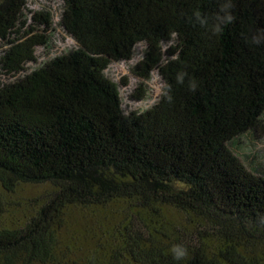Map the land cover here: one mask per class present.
<instances>
[{"label": "trees", "instance_id": "trees-1", "mask_svg": "<svg viewBox=\"0 0 264 264\" xmlns=\"http://www.w3.org/2000/svg\"><path fill=\"white\" fill-rule=\"evenodd\" d=\"M59 1L77 48L28 71L54 16L0 0V186L46 187L0 197V264H264V171L231 149L264 129V0ZM139 45L132 98L157 72L172 100L126 113L106 72Z\"/></svg>", "mask_w": 264, "mask_h": 264}, {"label": "rangeland", "instance_id": "rangeland-1", "mask_svg": "<svg viewBox=\"0 0 264 264\" xmlns=\"http://www.w3.org/2000/svg\"><path fill=\"white\" fill-rule=\"evenodd\" d=\"M50 11L54 16V31L49 45L46 48L37 49V61L27 65L31 71L43 65L52 58L77 48V44L68 37L59 25V17L62 11V3L59 0H29L28 13ZM169 44L164 45L167 49ZM3 45H0V56ZM144 46L136 48L134 59L127 63H113L106 72V75L119 85L123 110L126 113L131 111L143 112L153 107L161 97L159 85L162 83L157 72L151 75V80L146 83L147 96L145 100L138 101L132 98L135 90L139 87L140 80L136 78L131 70L142 59ZM6 78L0 75V82ZM231 149L246 165L253 163V166H260L264 171V129L255 135H247L235 142ZM46 189L45 186L27 185L18 186L14 192L5 193L0 186V197L4 200L5 209L12 211L23 210L30 201L38 197Z\"/></svg>", "mask_w": 264, "mask_h": 264}, {"label": "clouds", "instance_id": "clouds-1", "mask_svg": "<svg viewBox=\"0 0 264 264\" xmlns=\"http://www.w3.org/2000/svg\"><path fill=\"white\" fill-rule=\"evenodd\" d=\"M230 5L228 3H223L218 12L215 14L212 20V28L214 33H220L223 31V27L229 23H231L233 17L229 13ZM197 21L203 26L206 25L209 21L207 17H202L199 12L195 13ZM185 73L184 72H178L175 76V82L177 84H182L184 82L185 78ZM160 90H161V95L164 97V99L167 102H171L172 97L170 95L171 91V86L165 81L159 85ZM190 90H195L196 84L195 82H191L189 85ZM169 253L172 256L173 260H182L186 255H187V250L186 248L181 245V244H173L169 248Z\"/></svg>", "mask_w": 264, "mask_h": 264}]
</instances>
